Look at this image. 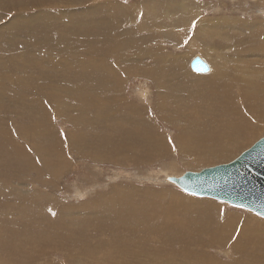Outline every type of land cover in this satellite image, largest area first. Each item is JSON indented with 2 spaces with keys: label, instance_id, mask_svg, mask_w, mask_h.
Here are the masks:
<instances>
[{
  "label": "bare ground",
  "instance_id": "obj_1",
  "mask_svg": "<svg viewBox=\"0 0 264 264\" xmlns=\"http://www.w3.org/2000/svg\"><path fill=\"white\" fill-rule=\"evenodd\" d=\"M179 1L181 0H142L129 6L116 3V5H110V11L105 12L109 25L105 30L102 29L101 33L96 32L88 60L83 62L92 65L87 70L73 67L64 69L58 74L56 71L48 74L38 57V49L44 45L33 42L34 39H30L33 42L31 48L28 49L23 45V50L24 47L26 50L22 58L18 60L24 61L23 75L27 76L23 77L26 84L24 86H27L31 93H38L45 99L36 100L34 103L37 105L29 104L28 110L18 115L12 113L6 123L0 121V211L2 210L0 212V248H3V250L0 249V258L4 257L7 264H57L52 261L47 262L52 259L49 249L56 244H59L58 251H69L65 253V256L71 258L70 264H77L74 260L77 261L79 257L93 253L91 246H80L77 244L78 240L73 242L75 238L63 237L51 230V219L58 211L68 210L66 207L52 210L48 208L46 216H40L33 208V204L46 191V188L57 187L58 177L69 165L64 152L63 137L53 126L50 109H55L59 116L65 115V119L75 127V133L70 136L72 148L79 156L89 157L93 163L109 161L117 162L122 166H140L165 158L172 151L167 138L157 131L146 110L140 109L136 102L125 97L124 82L130 76L152 80L158 94L156 100L159 115L163 122L178 130L177 143L184 158L186 156L194 158L197 164L202 165L224 161L232 158L243 146L256 138L255 121L264 120V85L260 83H254L252 89L255 92L263 91V93L251 97V103H254L251 113L245 111L248 104L245 103L240 129L234 128L235 122L231 113L234 108L236 111H241L238 105L231 106L222 114L217 111L222 117L219 116V119L215 120L214 112L204 114L194 112L190 116L185 113L171 112L172 102L182 100L177 97L182 92L174 93L168 89L169 95L161 96L167 94L164 89L174 75L189 73L185 70L186 61L183 62L185 58L177 59L178 56L174 57L163 49L160 46L161 42L158 41L159 36L168 37L165 41L176 45L179 43V38L173 37V34L189 29L188 25L193 22L199 27L196 28L197 32L194 33L189 50L194 52L195 49L202 48L204 55L212 59L214 57L211 55V49L222 48L204 44L209 38L205 36L200 38L202 33L211 37L215 31L225 33L227 30L233 33L240 29L247 31L251 27V24L240 22L235 18L230 23L229 19L202 17V10L198 9L181 13L175 10ZM135 21L138 24L134 25V28L132 23ZM146 28L163 31L154 34L147 32ZM227 41L228 46L234 51L233 56L230 57L232 52L228 54L229 59L233 58L239 62L234 65L235 72L231 75L232 80H238L241 75L245 78L251 76V67L241 60L243 50L240 46L246 43L245 39L236 40L229 36ZM97 43H101V48L96 46ZM65 50L68 53L60 58L70 61L75 51L66 45ZM60 54L57 56L59 57ZM262 54L264 55V52ZM4 60L5 63H9L7 57H4ZM175 60H180V63ZM213 61L215 62V58ZM167 66L170 67L165 69ZM227 66L225 63L215 62L216 70L211 72V66H209V72H211L208 73L209 75L194 76L196 86L203 93L206 104L211 106L210 109H215L218 98L229 97L225 91L230 90L229 84L232 80L225 84V79L229 76L228 68H230ZM71 69L73 71L69 72ZM57 77L59 80L56 79ZM17 80L19 83L22 81L21 78ZM56 82L70 83L71 86L50 91L48 84ZM38 83H41L40 87ZM2 86L1 92L12 93V89L5 83V77H0V87ZM36 86L39 88H35ZM186 86L193 87L189 83ZM186 92H190V89L183 91L184 94ZM21 97L22 90L18 87L14 90V98L19 100ZM39 108L40 111H38ZM225 116H227L226 120ZM10 127L18 130L22 144L10 132ZM101 128H107L110 134L106 137L113 140L108 147L101 144L94 145L91 135L86 136L83 133L85 131L92 134ZM225 135L233 137L227 138ZM93 137L95 140L98 138L96 134ZM21 184L24 186L22 187ZM149 192H137L134 188L120 186L118 189L111 190L109 194L101 195L99 201L95 200L85 205L84 202L83 206H90L92 212L96 214L94 218L88 220L92 224L99 223L104 227V231L100 232L102 234L98 238L105 237L103 235L105 233L111 236L107 239L110 243L114 241L112 234L123 239H131L134 234L137 235L139 226L146 223L156 224L160 214L167 215L165 224L174 225L178 220L176 211L179 209L191 207H200L204 211L215 209L218 216L211 217L215 228L208 232L212 242L224 243L231 248L240 249L231 263L196 254L194 257L197 262L200 264H264V220L251 216L241 220L234 214L221 217V209L216 208L218 204L207 200L186 199L181 206L149 208L148 205L154 200L152 193ZM43 223L47 225V228L41 230L38 226ZM128 223L133 224L127 225ZM18 227H21L18 234L1 237L7 231ZM111 227H115L116 230L114 231ZM207 230L208 227L205 225L197 231L204 233ZM235 232L238 235L237 241L229 236ZM123 233L127 236H122ZM93 234L97 235V231ZM102 242L107 241L102 240ZM13 257L21 258L19 260Z\"/></svg>",
  "mask_w": 264,
  "mask_h": 264
},
{
  "label": "rangeland",
  "instance_id": "obj_2",
  "mask_svg": "<svg viewBox=\"0 0 264 264\" xmlns=\"http://www.w3.org/2000/svg\"><path fill=\"white\" fill-rule=\"evenodd\" d=\"M140 1L142 0H0V77H5L6 85L12 89V93H6L1 92L3 86L0 87V121L6 123L12 113L18 115L22 111L28 110L29 104L37 105L34 103L36 100L42 101L45 99L44 96H40L38 93H31L29 88L24 86L26 85L23 80L25 76L23 75V72H25L24 61L18 60L22 58L26 48H31L33 42L44 45V47L38 49V57L48 74H53L55 71L58 74L63 72L64 69L73 67L84 70L90 69L92 65L83 62L88 60V54L91 51L96 32L101 33L102 29L105 30L109 25V19L105 15V12L110 11L109 6L112 4L129 6ZM263 3L264 0H181L178 2L175 10H179L181 13L198 9L202 10L201 16L205 18L229 19L230 23L235 18L240 22L251 24L247 31L243 29L233 33L227 30L225 33L215 31L211 34V37H208L206 33H202L200 36V38L204 36L209 38L204 44L222 48L219 50L211 49V55L215 58L216 63H225L228 65L227 67H230L228 68L229 76L226 77L225 84L232 80L231 75L235 72L234 65L239 63L233 58L229 59L228 54L232 52L231 57L234 51L232 47L228 46L227 40L229 36L236 40L245 39L246 43L240 46L243 50L241 60L251 67V76L245 78L241 75L238 80H232L229 84L230 90L225 91V94L229 97L218 98L215 109H210L211 106L206 104L203 93L197 88L196 84L192 85L193 87L186 86L184 89H179L180 85L174 79L179 80L180 78L175 75L166 84L164 91L167 92L170 89L174 93L182 92L177 95L182 100L172 102L171 112L185 113L187 116L194 112L202 114L214 112L213 119L218 120L220 113L226 112L231 106L238 105L241 111H236L234 108L231 113L235 122L234 128L240 129L242 127L241 118L245 103H248L245 111L251 113V108L254 107V103H251V97L263 93V91L255 92L252 89L254 83L264 85V55L262 54L264 52ZM132 24L135 28L138 22L135 21ZM188 27L189 29L183 32L179 31L173 34V37L179 38V43L176 45L165 41L168 38L166 36H159L158 41L161 42L160 46L172 56H178L177 59L182 58L181 60L185 58L183 62L186 61L185 70L189 74L183 75L186 77L191 76L194 81V76L205 75L206 77L213 70H216V67L213 61L214 58L212 60L205 56L202 48L195 49L194 52L189 50L190 42L195 36L194 33L197 32L196 28L199 25L191 22ZM36 30H39V32H36ZM146 31L159 34L163 30L155 31L146 28ZM30 39H34V41L32 42ZM59 43L64 45H57ZM23 45L26 47H24V50ZM65 45L75 51L70 61L60 58L68 53L65 50ZM96 46L101 48V43H97ZM59 53L61 54L58 57ZM197 55L201 56L211 66L209 74L197 73L191 69L190 62ZM4 57L9 59V63H5ZM175 61L180 63V60ZM169 67L167 66L165 69ZM72 71L73 69L69 70V72ZM173 74L176 73L173 72ZM17 78H21L22 81L19 83ZM56 79L59 80L58 77ZM38 84L40 87L41 83ZM70 86V83L56 82L48 84L50 91ZM18 87L22 90V97L19 100L14 98V90ZM39 87L36 86L35 88ZM187 89H190V92L184 94L183 91ZM123 90L128 100L136 102L140 109L146 110L157 131L167 138L169 146L172 147L171 153L165 158L140 166H122L117 162L110 163L109 161L93 163L89 160V157L79 156L78 153L74 152L70 143V136L75 133V127L65 119V115L59 116L56 114L55 109H53L54 111L50 109L51 121L54 122L53 126L63 137L64 152L69 165L58 177L57 187L55 189L46 188V191L38 197L33 204L34 211L39 213L40 216H46L48 208L52 210L64 206L68 209L58 211L53 216L50 228L63 237L75 238L73 242L78 240L77 244L80 246H91L93 253L81 256L77 261L74 260L77 264H200L194 257L196 254L216 261L231 263L240 248H231L224 243L214 244L212 238L208 235V232L215 228L211 218L213 215H217L215 209L206 211L200 209V207L179 209L176 211L178 220L174 225L165 224L167 215L160 214L156 224L146 223L139 226L137 235L134 234L131 239H123L112 234L114 241L110 243L107 239L111 236H107L105 233H103L105 237L98 238L102 234L100 232L104 231V227L99 223L92 224L88 220L94 218L96 214L92 212L90 206H83V203L85 202V205L93 203L95 200L99 201L101 195L109 194L111 190L124 186L128 189L134 188L137 192L150 191L154 200L152 204L148 205L149 208H152V206H181L186 199L207 200L218 204L216 208L221 209V217L234 214L239 216L241 220L248 219L250 216L264 220V218L251 211L214 199L189 195L176 185L165 182V178L169 176H181L187 171H201L205 168L232 162L264 137V120L257 119L255 121L256 138L243 146L232 158L209 164H197L194 158L187 156L184 158L180 153L177 143L178 130L162 121L157 110L156 96L158 94L152 80L140 76H130L126 78ZM168 95L167 92V94L161 96ZM38 111H40V108ZM224 119L226 120L227 116ZM9 130L22 144L23 141L18 134V130L14 127H10ZM106 130L108 129L101 128L92 132V134L85 131L83 133L86 136L91 135L94 145L101 144L108 147L112 139L106 137L110 134L109 130ZM116 133L118 134V131ZM94 134L98 136L96 140L93 137ZM225 136L227 138L233 137L232 135ZM21 186L24 185L21 184ZM113 211L116 212V210ZM132 224L128 223L127 225ZM205 225H207L208 230L199 233L197 230ZM221 227L223 229L224 225L222 224ZM38 228L41 230L46 229L47 225L43 223ZM111 228L114 231L116 230L115 227ZM20 230L21 227L7 231L1 237L16 235ZM95 231H97V235L93 234ZM122 236L127 235L123 233ZM229 236L234 237L237 241L238 235L236 232ZM102 240L107 242L104 243ZM58 245L56 244L49 249L52 253V259L47 260V262L70 264L71 258L65 256V253L69 251H58ZM0 249L3 250V248ZM187 254L190 256H186ZM20 258L17 259L20 260ZM22 259L24 258L22 257ZM258 262L261 263V261ZM0 264H7L4 257L0 258Z\"/></svg>",
  "mask_w": 264,
  "mask_h": 264
},
{
  "label": "water",
  "instance_id": "obj_3",
  "mask_svg": "<svg viewBox=\"0 0 264 264\" xmlns=\"http://www.w3.org/2000/svg\"><path fill=\"white\" fill-rule=\"evenodd\" d=\"M191 69L201 74L210 70L199 55ZM165 182L189 195L225 202L264 218V137L230 163L169 176Z\"/></svg>",
  "mask_w": 264,
  "mask_h": 264
},
{
  "label": "crops",
  "instance_id": "obj_4",
  "mask_svg": "<svg viewBox=\"0 0 264 264\" xmlns=\"http://www.w3.org/2000/svg\"><path fill=\"white\" fill-rule=\"evenodd\" d=\"M175 76V75H174ZM178 77L180 78L179 80H175V82H177L180 86L178 87L179 89H184L186 88V85L189 83L190 85H194L196 84L195 83V80L193 81L191 76H184L183 74L181 75H178Z\"/></svg>",
  "mask_w": 264,
  "mask_h": 264
}]
</instances>
